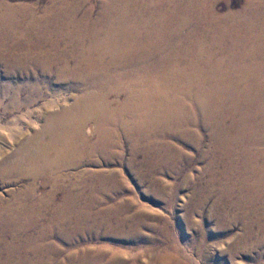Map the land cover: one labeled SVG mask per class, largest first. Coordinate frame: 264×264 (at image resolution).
Wrapping results in <instances>:
<instances>
[{
    "label": "bare ground",
    "instance_id": "bare-ground-1",
    "mask_svg": "<svg viewBox=\"0 0 264 264\" xmlns=\"http://www.w3.org/2000/svg\"><path fill=\"white\" fill-rule=\"evenodd\" d=\"M221 1L100 0L101 12L93 20L92 11L81 14L80 0H60L44 17L32 18L25 38L13 32L20 29L14 6L3 5L0 55L15 59L33 55L34 67L42 68L47 75L56 69V74L74 82L75 88L87 90L73 111H65L53 119L52 122L62 126V132L57 131L51 144L56 160L46 164L47 167L61 169L66 157L77 152L76 137L82 135L87 122L94 121L98 125L97 142L92 148L97 154L108 155L127 145L132 157L141 156L143 168L154 173L152 183L164 191L165 186L155 173L171 172L175 177L190 164L191 158L170 141L175 139L185 145L192 142L197 153H202L206 142L212 141L214 157L210 164L221 171L214 182H226L222 194L232 198L230 205L242 212L235 221L241 226L239 242L232 250L244 252L250 258L249 243L264 250V0H244L240 11L231 12L229 8L225 14L219 11ZM9 38L13 40L10 44L5 42ZM17 94L11 102L13 107ZM46 155L42 149L29 155L25 164L20 160L4 162L1 176L16 174L27 167L35 175L40 171L38 158ZM112 179L101 180L106 191L114 189L107 187ZM67 197L70 201L86 198L83 193ZM90 198L101 200L103 195ZM56 200V195H49V203L43 208L46 216L57 210L50 209ZM33 206L28 207L31 219L21 231L37 229L40 214L37 203ZM203 206L200 203L198 209ZM122 209L118 206L100 210L103 223L98 226L110 232L128 231L132 237H138L149 223H145L146 218L136 217L139 214L122 218L127 213ZM60 211L59 208L57 212ZM10 215L0 212V229H7ZM47 234L27 238L23 249L40 253ZM163 239L162 235L157 241ZM203 241L202 246L208 247L209 242ZM123 255H127L125 251L108 250L96 256L87 253L81 259L75 254L76 257L73 255L66 261L67 264H187L183 250L175 243L163 251L148 250L143 256L134 255L136 258L130 261ZM259 257L262 255L256 256ZM27 262L24 257L22 264Z\"/></svg>",
    "mask_w": 264,
    "mask_h": 264
},
{
    "label": "rangeland",
    "instance_id": "rangeland-1",
    "mask_svg": "<svg viewBox=\"0 0 264 264\" xmlns=\"http://www.w3.org/2000/svg\"><path fill=\"white\" fill-rule=\"evenodd\" d=\"M99 1L80 0L78 3L81 5V14L90 10L93 20L97 19L101 12ZM59 2L60 0H0V6H14V17L20 29L17 28V31L13 32L16 36L20 33L19 36L24 35L25 38L26 28L33 21L32 18L44 17L46 11ZM243 3L244 0H222L218 7L221 14L227 13L229 8L231 12L237 13ZM15 35H12L13 39ZM12 38L5 39V42L12 43ZM35 61L33 55L16 59L11 55H0V171L4 162L20 160L25 164L29 155L38 154L42 149L48 154L46 158H49H38L40 171L35 175L31 174L33 171L29 167L16 174L1 176L0 173V212L12 214L7 217V229H0V264H22L24 257L28 259L26 264H67L68 257L75 254L81 259L87 253L96 256L99 252L108 250L119 253L125 251L127 255L123 257L130 261L132 257L141 256L145 251H163L174 243L183 250L187 264H264V250L250 243L247 247L252 253L250 258L244 252L236 253V250H232L239 242L241 226L235 221L242 216V212L230 205L232 198L222 194L223 188L227 186L226 182H214L215 179L218 180L217 173L220 174L221 171L210 164L211 157H214L210 148L212 141L206 142L202 149L204 153L195 152L192 142L185 145L175 139L170 141L173 145L176 143V146L191 158L190 164L183 167L175 177L171 172L155 173L165 186L164 191L152 183L154 173H149L143 168L141 156L132 157L127 145L108 155L97 154L96 149L92 148L97 142L98 125L94 121L87 122L82 135L76 137L77 152L66 157L61 169L47 167L56 160L51 144L56 140V134L62 132V126L52 122L53 119L65 111H73L82 93L87 90L85 91L84 87L79 88L80 90L75 88L76 84L64 80L56 74V69L53 70L54 73L45 74L42 68L34 67ZM3 91H6L5 94ZM16 92L19 95L16 96V107H13L11 102ZM74 113L73 115L77 116ZM84 145L87 146L86 149L82 148ZM58 149L63 151V148ZM84 150L85 153L81 154ZM111 178L113 185L108 183L107 187L114 189L109 192L100 182L102 179ZM71 193H83L86 198L70 201L67 196ZM97 194L103 195L104 199L90 198ZM49 195H56L57 199L55 204L50 205L51 210L57 209L49 213L51 217L46 216L43 209L45 204L49 203ZM108 196L113 199H108ZM34 202L37 203V211L40 214L37 229L28 228L21 231L22 226L26 227L31 219L28 207L31 209ZM200 203H204L202 209H198ZM118 206L127 212L122 218L137 214L139 219L146 218L145 223L149 225L142 228L138 237H132L128 231L116 233L98 226L103 223V218H100L102 216H99L98 212ZM58 207L60 212H57ZM50 221L54 224L49 226ZM43 232L48 234L43 237L45 242L42 243V251L34 254L29 249L26 252L23 249L24 241ZM162 235L163 241L158 242ZM204 238L209 242L206 248L202 246ZM261 255V259L256 258Z\"/></svg>",
    "mask_w": 264,
    "mask_h": 264
}]
</instances>
